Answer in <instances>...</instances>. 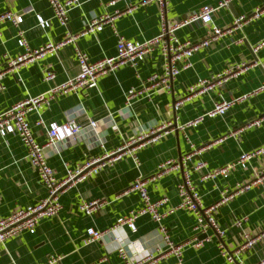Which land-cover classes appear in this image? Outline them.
Instances as JSON below:
<instances>
[{
	"label": "crops",
	"instance_id": "1",
	"mask_svg": "<svg viewBox=\"0 0 264 264\" xmlns=\"http://www.w3.org/2000/svg\"><path fill=\"white\" fill-rule=\"evenodd\" d=\"M84 0L69 11L68 23L61 25L53 18L48 0H0V14L12 11L19 17V27L6 21L0 24V64L6 56L22 51L18 44V31L22 30L32 47L38 48L50 41H60L66 35L83 32L95 18L116 10L123 11L115 20L119 34L143 42L157 36L161 12L156 2L145 5L140 0ZM205 4L216 5V0H168L165 15L169 20L187 17ZM132 5V9L127 10ZM28 7L30 13H24ZM264 7V0H230L227 6L213 13L212 23H190L178 30L181 39L202 40L213 27L223 30L209 46L196 51L189 59L190 66L171 82L167 91L152 95L143 94L131 107L125 105L126 92L140 89L146 79L164 68L163 51L156 47L138 66L124 65L101 77L97 87L58 95L40 108L44 121L64 123L75 119L84 127L77 139L67 138L57 147L47 146L45 154L56 176L62 179L67 167L75 168L89 159L103 157L116 150L125 140L134 138L140 131L172 121L180 125L201 117L212 109L218 100H234L254 91L264 83V11L254 15L241 28L233 22L239 15H252ZM39 17L50 20L48 27L39 24ZM117 36L112 27L105 25L100 31L79 35L75 43H66L55 53L23 65L17 74H7L6 86L0 92V111L17 102L46 93L53 85L75 77L79 72L75 46L87 52L91 60L116 55ZM221 85L210 90L190 94L194 83L212 79L226 69L237 70ZM46 69L55 72L54 81H45ZM182 99L178 107L175 103ZM39 114L28 113L31 129L40 142L47 140V131L37 125ZM96 121V127L90 126ZM189 139L200 150L194 158L205 161V167L192 171L205 205L217 202L222 191H233L240 183L252 181L264 170V151L256 154L246 167L231 169L227 177L202 178L208 172L234 162L242 153L264 148V92L236 101L225 114L204 117L197 126L186 130ZM184 134L170 131L155 143H148L132 154L100 166L95 175L87 176L61 195L63 209L55 217L43 218L30 230L9 238L0 246V264H38L53 255L61 257L59 264H123L118 253L121 244L132 261L144 264H172L178 258L166 251V241L158 224L149 216L141 215L136 229L127 225L113 227L120 217L141 206L138 192L131 190L140 177L155 176L147 183L152 198L167 196L169 205L176 206L180 197L178 185L183 179L181 168L172 167L157 175L159 165L166 160L181 161L189 151ZM47 193L37 171L27 159V149L17 134L0 136V218L14 210L37 202ZM101 199L103 204L92 215L80 210L84 201ZM220 236L208 230V237L200 238L194 230L195 217L191 211L177 209L168 215L164 224L174 243H186L181 261L183 264H229L223 247L232 251L242 242L244 231L256 233L264 229V181L252 184L243 193L234 195L215 211ZM243 227L236 225L245 219ZM107 230L98 241L85 244L87 229ZM199 243V244H198ZM264 259V241L241 252L238 264H258Z\"/></svg>",
	"mask_w": 264,
	"mask_h": 264
},
{
	"label": "built area",
	"instance_id": "2",
	"mask_svg": "<svg viewBox=\"0 0 264 264\" xmlns=\"http://www.w3.org/2000/svg\"><path fill=\"white\" fill-rule=\"evenodd\" d=\"M48 1L53 10V18L61 25H66L68 23L69 11L74 7L80 6L84 0ZM116 1L118 0H111L110 4ZM216 1V5L205 4L198 10L190 13L187 17L169 20L165 15L168 0H140L141 5L156 2L161 12V23L157 36L143 42L129 40L118 33L115 20L122 14L123 11L121 10H116L112 13L107 12L93 19L81 33L66 35L60 41H50L46 43V45L38 48L32 47L29 44L22 30L18 31L17 39L18 44L22 47V51L16 56H6L0 64V92H3L6 88L3 79L7 74H17L23 65L35 62L48 53H55L66 43H75L79 35L100 31L105 25L112 27L117 36V52L114 56H108L94 61L91 60L87 52L75 46V56L79 66V72L75 77H71L65 82L53 85L46 93L23 99L10 108L0 111V136L3 137L11 133L18 135L27 149L28 161L37 171L42 184L47 189L46 195L37 202L18 208L9 215L0 218V246L4 245L9 238L25 230L34 229L43 218L57 216L63 209L61 195L79 180L85 179L87 176L95 175L99 171L100 166L116 161L126 153L132 154L135 161L138 163L139 159L135 155L136 149L145 144L159 141L173 129L184 134L190 150L182 157L181 161L166 160L162 162L158 167L157 175L166 172L172 167L182 169L183 179L178 185L179 203L176 206L169 205L167 196L152 198L148 191L147 183L154 179L155 176L140 177L133 183L131 190L139 193L141 206L137 209H132L128 215L120 217L113 227L127 225L135 230L136 219L141 215H149L158 224L161 236L166 241V251L173 253L178 258V260L172 264H183L181 258L183 249L186 245V243H174L164 224L165 218L177 209L188 210L194 214V230L197 234H208V230L210 229L214 230L220 236L225 234L217 223L215 217L216 209L234 195L248 190L252 184L264 181V170L257 173L252 181L238 184L235 190L222 191L221 198L217 202L205 205L202 201L198 186L192 178V171H198L205 167V161L197 160L192 164L194 158L199 156L200 150L189 139L186 130L190 127L197 126L204 117H215L225 114L236 101L245 99L259 92H264V83L254 91L238 99L230 101L224 99L218 100L214 103L212 109L201 117L189 120L180 125H174L172 121H166L159 125L143 129L134 138L125 140L116 150L106 153L103 157L89 159L84 164L77 165L75 168L67 167L66 174L62 179L56 176L54 169L50 166L45 154V148L47 146L57 147L59 142L67 138L77 139L84 131V127L76 122L75 119H69L64 123L53 122L47 124L40 114L42 105L48 103L54 97L68 92H78L97 87L101 77L124 65H130L132 67L138 66L139 63L158 46H160L163 51V72L150 75L140 89H129L125 95V105L127 108L131 107L134 100L143 94L152 95L161 90H169L172 80L181 73L182 69L190 66V57L199 49L209 46L223 33V30L219 27H213L212 31L199 41L181 39L177 34L179 29L196 21H200L206 25L212 23L213 13L219 8L227 6L230 0ZM130 9H132V5L128 7L127 10ZM31 11L32 8L28 7L24 10V13H30ZM262 11H264V7L256 9L255 13L252 15L237 16L233 22V27L241 28L244 24L249 22L254 15H258ZM6 21L11 22L15 27H19V17L12 11H6L0 14V24ZM38 21L42 27H48L51 24L50 20L43 19L42 17H39ZM263 44L264 40L259 43L256 49ZM240 68H245V64L238 67L237 70L226 69L215 75L212 79L200 80L190 86L189 92L190 94L201 93L212 89L215 85H221L228 77L236 75V72ZM55 77L56 74L51 69H46L43 73L45 81H54ZM182 101V99L178 100L175 106L178 107L181 105ZM31 111H36L39 114V119L36 124L44 127L47 131V140L43 143L36 139L31 129L28 120V113ZM96 125V121H91L90 126L92 128L96 127ZM263 151L264 148H260L252 152L242 153L234 162L208 172L202 178H215L219 175L227 177L231 169L237 166L246 167L256 154L262 153ZM102 204L103 201L101 199H93L91 201L82 202L79 208L84 213L92 215ZM245 220L246 218L239 219L235 223L243 227ZM108 231H110V229L101 230L90 227L87 229V237L84 239V243L89 244L98 241ZM261 241H264V229L256 233L244 231L242 234V242L238 247L234 248L232 251H227L223 247L221 248L227 256L229 264H238L241 252L254 247ZM118 253L123 264H144L146 262V259L142 261H132L124 244L119 245ZM60 260V256L53 255L48 261L38 264H59ZM258 264H264V259Z\"/></svg>",
	"mask_w": 264,
	"mask_h": 264
},
{
	"label": "water",
	"instance_id": "3",
	"mask_svg": "<svg viewBox=\"0 0 264 264\" xmlns=\"http://www.w3.org/2000/svg\"><path fill=\"white\" fill-rule=\"evenodd\" d=\"M206 237H208V234L207 233H203L200 238H206Z\"/></svg>",
	"mask_w": 264,
	"mask_h": 264
}]
</instances>
